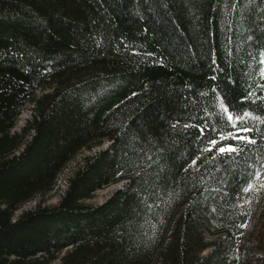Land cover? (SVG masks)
<instances>
[{
    "label": "trees",
    "instance_id": "obj_1",
    "mask_svg": "<svg viewBox=\"0 0 264 264\" xmlns=\"http://www.w3.org/2000/svg\"><path fill=\"white\" fill-rule=\"evenodd\" d=\"M237 3L0 0V264H239L227 252L244 232L238 225L264 209V188L258 191L255 181L244 193L239 179L229 176L219 186L210 179L223 175L219 168L231 172L230 162L207 150L230 124L205 79L215 50L224 70L220 99L234 115L251 109L261 119L242 126L264 132V101L239 103L264 83L258 71L264 30L255 29L257 39L248 42L254 26L244 15L246 0L234 10ZM229 36L233 48L255 57L229 68ZM187 85L199 100L191 114L181 99ZM206 90L210 95L198 96ZM25 106L29 113L14 129ZM204 116L219 132L198 139ZM136 136L145 139L134 144ZM104 139L112 147L82 155L65 174L57 202L45 203L69 162ZM247 147L252 159L264 157V141ZM126 149L135 154L123 158L124 174L116 176L113 165ZM189 156L197 163L184 171ZM232 167L239 174L246 164ZM122 180L104 201H89ZM251 254L254 264H264V249Z\"/></svg>",
    "mask_w": 264,
    "mask_h": 264
},
{
    "label": "snow or ice",
    "instance_id": "obj_2",
    "mask_svg": "<svg viewBox=\"0 0 264 264\" xmlns=\"http://www.w3.org/2000/svg\"><path fill=\"white\" fill-rule=\"evenodd\" d=\"M244 3V0H240V3L234 4L233 9L239 10L240 4ZM264 0H246V3H244V15L248 18V20L251 22V24L254 27H251L248 29L249 35L247 36L248 42H253L254 39H257L254 37L251 33L255 29H262L264 30ZM249 6H252L249 9ZM254 14V16H253ZM234 40L232 36L228 37L227 42V55L226 59L228 61L229 68H232L236 62H239L243 64L245 62V56L248 57H255V52L250 51L249 49H243L240 45H237L235 48H233L231 45H233ZM251 47V44L250 46ZM194 51V50H192ZM144 55L156 57L155 53H142ZM163 57H159V61H163ZM154 62H157L154 59ZM258 64L261 66L259 67V76L260 80L264 81V50H260V57L258 59ZM224 70L220 67L219 62L217 60V54L215 50L212 52L211 57V67H210V75L206 76L205 79L210 81L206 88L210 89L211 93H217L216 99L220 100L219 107L222 109V113L226 114V120L225 124H230V129H226L227 135L219 134V139L213 138L210 143L213 145L212 149H207L209 152L216 151L218 154H220L225 162L229 163V168H231V172H229V169L226 168H219L216 171L218 173H223V175H216L210 177V179H214L217 182V186L221 184H228L229 180L228 177L231 176L232 179H239V182L241 184H244L246 182V187H243V192L248 193L253 187L255 181H260L258 185H256L257 190L264 188V181H261V175L262 170H264V157H258L257 159H252V157L249 155L251 153L252 149L247 147L249 145L252 146H258L262 141H264V132H261L259 127H250V126H242V123L244 125L247 124V121L249 119H255L260 120L261 117L259 115H253L251 109H243L242 111H236L235 115L233 114V110L229 106H225L224 100L220 99L219 95V86L217 84L218 75L219 73H222ZM228 80L230 83H235L231 75L228 76ZM187 93L181 96L182 100L188 101L189 103L186 104V108L189 109V114H191V110H195V107L198 105L199 100L197 99V96L189 95L192 92L191 85H187ZM209 91H201L198 96L199 97H206L210 95ZM132 96H136L137 93L133 92L131 94ZM259 101H264V83H256L255 87H250L249 90L242 95L239 98V103L241 105H244L246 103L256 104ZM206 111H211V109H205ZM204 120V126L200 127V133L201 137L198 139H206L205 133L206 132H219V129L213 127L208 123L207 116L203 117ZM176 123H179V120H177ZM262 124H264V121H261ZM173 127L176 126L174 123L172 125ZM187 127V125H185ZM145 137L136 136L133 139V143L137 144L140 141H143ZM234 140L240 142L242 146H236L234 144H224L223 141L225 140ZM114 143V142H113ZM112 145H106L105 151H107L109 148H111ZM130 154H135L134 152L130 153L127 149L124 150L122 153V157L120 159L116 160V163L113 165L114 167V175L120 176L123 175V169L125 167L124 165V157H127ZM142 154V153H141ZM148 160L151 161L153 157L149 155ZM212 159H215V157H212ZM191 163V165H196L197 160L192 159L191 156H189L184 164L182 165V170L187 171L188 170V163ZM245 163L246 167L243 173L238 174V168H233V164H240ZM149 168H152V165H149ZM138 177H143L144 173L140 172L137 174ZM134 183V181H128L127 184L129 186V190H131L130 185ZM226 191V189H225ZM201 192H196L195 195H200ZM213 212H216L217 209L213 208ZM239 228H245L247 227L246 222H242L238 225Z\"/></svg>",
    "mask_w": 264,
    "mask_h": 264
},
{
    "label": "rangeland",
    "instance_id": "obj_3",
    "mask_svg": "<svg viewBox=\"0 0 264 264\" xmlns=\"http://www.w3.org/2000/svg\"><path fill=\"white\" fill-rule=\"evenodd\" d=\"M29 113L28 107L25 106L22 109V112L17 120L16 127L18 129L24 122V119ZM108 140H102L98 145H94L91 149H82L73 160L69 162L63 172L59 175L56 186L54 189L47 195L45 203L54 204L57 202L59 195L61 194L62 189L65 187V174L70 170L77 161L82 157V155L87 154L90 151L96 150L97 148L104 147L107 144ZM124 181L113 182L107 184L99 189H97L92 198L89 201L99 203L104 201L117 187L123 186ZM35 204L34 200L28 201L23 205V208H27ZM207 237L214 240L217 239L216 234H207ZM254 248L259 250L264 249V209L257 212L254 217L247 223V227L244 228L243 234L237 238L233 244L228 249V256L235 259L239 264H254L256 257L251 254ZM57 260L51 264H57Z\"/></svg>",
    "mask_w": 264,
    "mask_h": 264
}]
</instances>
